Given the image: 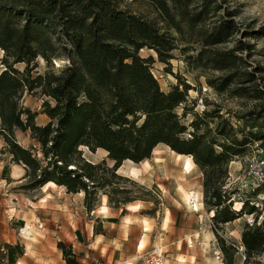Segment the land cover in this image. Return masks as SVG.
<instances>
[{
  "label": "trees",
  "instance_id": "16d2710c",
  "mask_svg": "<svg viewBox=\"0 0 264 264\" xmlns=\"http://www.w3.org/2000/svg\"><path fill=\"white\" fill-rule=\"evenodd\" d=\"M145 1L159 13L164 30L120 9L115 0H0V139L11 161L25 169V182L16 189L30 192L52 183L67 194L83 193L87 213L94 211L101 191L118 208L134 200L114 197L127 194L116 186L124 180L117 170L125 161L148 160L163 145L190 156L202 175L203 204L214 212L212 231L222 264H234L239 249L242 264H254L264 253V218L258 222L261 213L248 201L233 210L223 190L231 162L253 144L264 153V90L252 73L241 71L245 61L239 55L245 47L237 41L231 49H217L240 35L234 15L225 11L209 23L221 8L217 0ZM176 41L198 46L195 57H188L197 68L220 73L207 80L216 92L231 90L256 102L253 110L235 117V128L218 109L193 114L186 124L190 87L180 83L161 90L151 72L152 58L139 52L152 50L168 64ZM60 58L68 65L55 70L52 61ZM39 59L48 66L42 74L36 71ZM253 82L250 89L244 86ZM25 93L44 98V124H36L38 114L21 106ZM16 131L28 136L30 146L17 142ZM81 148L104 151L113 165L86 161ZM245 215L253 219L243 225L240 246L217 234L216 228ZM102 232L94 227L95 234ZM57 247L66 264H79L70 247L61 242Z\"/></svg>",
  "mask_w": 264,
  "mask_h": 264
},
{
  "label": "rangeland",
  "instance_id": "374dc122",
  "mask_svg": "<svg viewBox=\"0 0 264 264\" xmlns=\"http://www.w3.org/2000/svg\"><path fill=\"white\" fill-rule=\"evenodd\" d=\"M115 1L120 9L142 16L156 23L158 27L164 30L165 26L160 19L159 13L147 1ZM217 1L221 5V8L217 10L215 17L209 20V23L224 15L225 11H229L233 13L232 19L240 31V35L235 36L233 40L217 47V49H231L236 45L237 41H241L242 46L245 47L244 52L239 55L245 61V65L241 71L252 73L254 75V82H256L259 88L264 90V0ZM167 32L173 38L179 39V36L174 31L169 30ZM176 44L177 49L171 53L172 58L168 61V64L159 62L152 50L143 49L139 52L142 58H152L151 72L157 79L161 90L168 92L173 86L180 83H185L190 87L185 104L187 114L183 118L186 124L190 123L193 119V114L200 115L203 111L218 109L219 114L223 118L230 120L235 128V117L253 110L256 102L249 98H238L230 92L231 90L223 93L216 92L207 84V80L216 79L220 76V73L204 68H197L192 60L188 58L195 57V51L198 46L196 44H187L183 41H176ZM183 49L187 50L184 51ZM1 57L2 52L0 51V59ZM67 65L68 61L65 58L52 61V66L55 70H59ZM17 68L22 70V66H17ZM3 69L4 67L0 65V71ZM47 70L48 66L43 60L39 59L36 71L42 74ZM254 82L253 84H244V86L250 89L254 85ZM43 100L44 98L39 94L25 93L20 102L22 107L38 114L36 117V124L38 125L46 122L45 116L40 114ZM183 111L184 108L181 106L177 110V113L181 115ZM213 126L214 124H211V127ZM15 139L23 147H28L31 144L28 136L19 131L15 132ZM4 146V142L0 139V151H4ZM81 151L85 160L92 164H98L105 160L107 167L113 165V163L106 159V153L102 150H96L92 153L86 148H81ZM171 152L167 147L159 145L154 154L152 152L151 157L148 159V164L138 163L133 165L129 162H123L117 170V174L124 178V180L119 181L116 186L127 190V194H118L114 195V197L116 199L128 197L134 201L125 205H119L118 208H113L109 203L108 205L117 213L119 221L123 218L124 226L135 223L139 224V216L145 217L147 223L144 225L149 230L148 242L154 246L164 247L162 251L165 252L166 256L173 254L172 247L175 246L174 243H179V249L185 246L189 250V246L195 243L191 241V235H189L191 231L192 234L193 232L199 233L203 231L208 233L209 238H205L201 243V249L197 250V258L194 264H222L223 256L212 231L213 227L216 226H213L214 223L208 213L207 207L203 206L202 215H197V217L191 215L195 204L193 200L196 198V195L195 189H191L189 185L191 180L195 179L198 181L199 177L202 178V175L197 167L194 168L195 166L192 167L194 170H191L190 174H185L183 169L184 160L178 159L175 153ZM263 155L264 153L256 144L250 145L243 157L233 161L235 164H229L228 179L223 188L232 200L233 210H239L241 203L246 200L257 207L261 213L258 222L264 218V188H261L257 192H245L243 189V176L248 170L250 161L256 160ZM0 160L7 163V154H0ZM190 161H192L191 158ZM133 170L136 172L134 176L132 175ZM20 185H17L16 188ZM47 189L49 188L44 189V191H47ZM109 189L107 188L106 191H109ZM26 193L29 196V201L32 198L35 200L42 198L40 197L39 190ZM201 197L203 201V195ZM46 198L49 199L48 207L43 209L32 206L31 202L26 200L23 204H20L19 209L14 214L19 219L21 218L22 221H25V224L32 222L38 228H47L57 233H69L73 230H79L83 234L86 233L89 223L96 228L103 227V222L97 216V211L105 213L102 211V208L100 210L99 208L100 206L105 207L104 201L108 202V199L101 191L97 195L95 209L91 213H85L86 211L82 208L78 196L68 197L62 191H57L50 193ZM138 205H142V208L135 212L132 207ZM126 207L127 209L124 210ZM252 219V216L245 215L233 224L219 226L218 229L216 228L217 234L225 240L240 246V232L243 225L246 222L251 223ZM22 227L25 229L24 225ZM133 228L137 227H131V229ZM69 247L71 248V246ZM119 249L121 252L130 250L129 245H122ZM183 254H185V250ZM243 259L242 249H239L234 264H242ZM106 260L107 257L99 258L96 264H104ZM175 261L180 262L181 260ZM252 261L255 262L254 264H264V253ZM132 264H137L136 260ZM190 264L193 263L191 262Z\"/></svg>",
  "mask_w": 264,
  "mask_h": 264
},
{
  "label": "crops",
  "instance_id": "0c3cea01",
  "mask_svg": "<svg viewBox=\"0 0 264 264\" xmlns=\"http://www.w3.org/2000/svg\"><path fill=\"white\" fill-rule=\"evenodd\" d=\"M0 154H7L8 156L7 163L0 160V248L2 251L0 264H66L61 250L57 247L59 242L66 247L71 246L72 253L76 256L79 264H96L98 259L103 257H107L104 264H132L135 260L138 264V258L142 254L153 248L164 249L162 246H154L148 242L149 230L144 225L147 223L145 217L139 216V224L141 225L135 223L124 226L123 218L120 221L118 220L117 213L109 207L107 201H104L107 211L105 213L97 211V216L103 222V227H100L103 232L99 234L94 233V227L91 223H89L86 233L83 234L79 230H73L69 233H57L47 228H38L32 222L25 224V221H22L21 218L19 219L14 214L19 209L20 204H23L26 200L29 201V196L26 195V192L16 189L17 185L25 182V179H23L25 169L22 165L14 164L11 161V155L6 151H0ZM231 164L235 163L231 162ZM53 185H44L40 189H37L40 191V197L42 198L40 200L30 198L31 201L29 202H31V205L44 209L49 205V199L46 196L53 192L62 191L68 197L78 196L80 204L84 208L83 193L67 194L63 187ZM189 187L193 190L195 189L190 185ZM46 188L49 189L44 191ZM194 192L198 197L197 200L202 203L197 211H191V215L197 217V215H202L204 208L201 197L203 195L201 177L198 180V188ZM195 200L196 198L193 201ZM102 207L104 206H100L99 210ZM132 208L136 212L142 208V205ZM126 209L127 207L124 210ZM208 213L210 214V212ZM235 221L226 225L233 224ZM23 225L25 229H23ZM131 227L137 228L131 229ZM189 235H191V241L195 242H192L194 245L191 244L189 250H187L185 246L179 249V243H174L175 246L172 247L173 254L166 256L168 257L167 264H184L185 262V264H190L191 262L194 264L197 258V250L201 249L202 241L205 238L208 239L209 235L204 231L199 233L193 232V234L191 231ZM141 242L143 243L142 247L140 246ZM122 245H129L130 250L121 252L119 248ZM184 250L185 254H183ZM119 257L121 258L118 260ZM179 259L181 260L180 262L175 261Z\"/></svg>",
  "mask_w": 264,
  "mask_h": 264
},
{
  "label": "built area",
  "instance_id": "2783aa9c",
  "mask_svg": "<svg viewBox=\"0 0 264 264\" xmlns=\"http://www.w3.org/2000/svg\"><path fill=\"white\" fill-rule=\"evenodd\" d=\"M243 181V189L245 192H257L261 188H264V155L256 160L250 161L248 170L243 176ZM230 201L232 202L231 198L228 202ZM138 264H167V257L161 249L153 248L138 258Z\"/></svg>",
  "mask_w": 264,
  "mask_h": 264
},
{
  "label": "bare ground",
  "instance_id": "6f19581e",
  "mask_svg": "<svg viewBox=\"0 0 264 264\" xmlns=\"http://www.w3.org/2000/svg\"><path fill=\"white\" fill-rule=\"evenodd\" d=\"M57 64V63H56ZM159 146V145H158ZM157 146V147H158ZM163 146V145H162ZM157 147L153 150V154H154V152L156 151V149H157ZM164 147H166V146H164ZM171 153H173V152H171ZM176 155V157L178 158V159H183L184 160V162H183V169H184V173L185 174H190L191 173V170H192V167L193 166H195L193 163H192V161H190V156H182V155H177V154H175ZM154 157V156H153ZM110 161V160H109ZM111 163H113L112 161H110ZM125 162H129V163H131V164H133L134 165V163H132V162H130V161H125ZM158 163V162H157ZM140 164H148V160H143V161H141L140 162ZM139 166V165H138ZM16 167V166H15ZM14 170V169H13ZM132 175L134 176V175H136V172L133 170L132 171ZM192 175V174H191ZM190 176V175H189ZM46 185H50V186H52L53 184L52 183H48V184H46ZM54 186V185H53ZM190 186L192 187V188H195V189H197L198 188V181L197 180H195V179H193V180H191V182H190ZM194 195V194H193ZM198 197L196 196V200H195V204H194V208H193V211H197L198 209H199V207H201V205H202V203L201 202H199L198 200ZM192 202V201H191ZM190 203V202H189ZM192 204V203H191ZM137 207V206H136ZM191 207V206H190ZM191 208V209H192ZM102 211H104V212H106L107 210H106V208L105 207H102ZM214 215V212L213 211H211L210 212V216H213ZM140 246L142 247L143 246V243L141 242V244H140Z\"/></svg>",
  "mask_w": 264,
  "mask_h": 264
}]
</instances>
